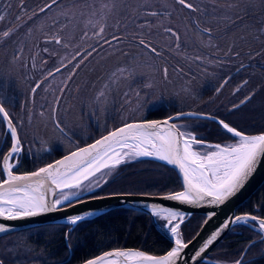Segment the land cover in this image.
<instances>
[{
  "label": "snow or ice",
  "instance_id": "obj_1",
  "mask_svg": "<svg viewBox=\"0 0 264 264\" xmlns=\"http://www.w3.org/2000/svg\"><path fill=\"white\" fill-rule=\"evenodd\" d=\"M79 3L80 0H72L70 5L61 6L60 0H50V3H46L39 11L46 12L53 5H57L61 7L59 14L71 22L74 18V13L72 15L70 13L78 7ZM172 3L173 5H179L180 10H188L190 14L197 13V17H189L192 27L198 30L199 33L207 35L209 47H218V45L213 43V29L207 25L211 20L218 19L216 12L221 9L219 0H206L202 6L192 3L191 0H172ZM84 6L89 9V19L85 27L91 26L96 30L92 33L91 37L87 31H84L81 37L82 40L96 39L97 43L103 41L104 44L111 45L113 41L119 42L122 39L115 34H113L111 40L107 39L105 37L106 25L100 24L99 20L94 21L92 19L93 17H97L98 12L101 14L111 13L116 7L115 4H112L111 7L108 4H103L99 10L87 2H85ZM254 6V0H249L248 5L243 10V14H241L238 3H228L227 10L229 12L234 11L235 14H225L222 19L229 25L235 24L238 20H242L248 14V10ZM261 6H264V0H261ZM163 7L165 11L162 12L152 8L147 3V0H145V3L133 9L130 14L133 20L143 16L156 18L161 21L158 26L163 29L165 35L174 39L175 47L178 50L180 48L181 36L179 31L173 26H165L163 24V19L171 21L172 16L171 12L167 11L168 6L164 5ZM20 8L22 13L27 11L23 3H21ZM35 15H38V13H34ZM81 15H84V13L81 12ZM20 18L18 15L17 19ZM100 18H106V15H101ZM4 19L5 17L0 15V22L4 21ZM29 19H32V17H29ZM65 27L67 25L60 27L51 36L45 33L44 42L55 43L65 49L69 48V43L65 42L64 37L59 34L64 31ZM137 27L141 29V32H137L134 35L137 47L142 52L150 53L154 57H160L162 53L152 40L148 38L153 28L152 22L145 19L144 23L137 25ZM30 31L31 29H29ZM257 31L264 33V21L261 22V27ZM11 35H13V31L10 29L0 31V39H7ZM238 39L243 40L245 37L241 36ZM235 47L236 42L233 41L226 55L233 53L239 56V52H234ZM43 51L48 53L49 49L44 48ZM94 52H96V47L91 46V50L85 49L84 52L77 51L68 60V64H73V75H75V70H79L84 61L92 56ZM49 54L58 55V53ZM260 55H264V53H255V56ZM250 58H254L251 53ZM16 59H19V56L14 54L13 60ZM194 59L202 61L204 58L196 56ZM68 64L62 61L61 66L57 67L55 72L58 73L61 71V68H67ZM241 67H244V65H241ZM155 70L162 73L164 79L168 78V67H158ZM179 71H182V69ZM52 75H54L53 72L48 73V76ZM137 75H142L138 71V66L130 64L118 66L111 73V77L115 79H129ZM71 78V76L68 77L69 80ZM42 83L43 81L36 83L32 88V92L36 93ZM244 83L246 84L247 81ZM146 86L151 88L152 84L149 83ZM107 87L108 85L105 84L104 88L98 90L95 96L97 102L102 98L106 99L104 89ZM65 90H67V84L61 89V94ZM61 98L58 97L56 99V106L53 107L52 113L55 127L63 133L62 122L55 118ZM250 99L251 96L245 97L241 101V104L246 103ZM10 105L11 98L3 90H0V124L6 129L5 135L10 139V143L5 141L4 144V148L7 149L6 152L4 148H0V172L3 174V178L0 179V219L4 220L13 221L31 218L53 211H61L63 210L62 206L64 208L73 207L83 202L81 196L84 191L90 193L93 191L92 185L95 188L102 187L103 184L109 182L108 178L113 176L120 165L141 158H153L163 161L178 168L182 174L183 191L170 193L163 197V199L178 201L197 207L202 204L220 206L239 192L257 171L258 166L264 162V131L257 134H248L232 126L230 122H226L224 119L217 120L216 117L210 114L181 111L175 115L168 116L164 120H140L124 123L122 126L108 131L106 135H101L94 142L84 147H76L74 151H70L62 159L48 163L35 171L17 174L15 169L19 165V157L24 149L18 129V122L9 111L8 106ZM233 107L236 108L239 105H234ZM40 115L43 116L44 113L41 112ZM182 117L215 120L219 127L234 142L208 144L204 139H198L191 131H187L185 125L175 123V121L180 120ZM19 123H22V121ZM45 151H48V149L46 148ZM101 181H103V184ZM89 198L104 199L105 197L90 196ZM149 209L152 216L167 221L165 227H167L173 237L174 246L166 255L154 256L139 250L116 249L105 252L101 256L88 259L84 264H177L182 251L188 247V244L183 240L180 230L181 224L185 219V214L157 204L150 205ZM90 215H92L91 212L83 215H71L67 217V224L75 226L85 221ZM212 215H215V213H212L209 219H211ZM230 224L250 226L264 238V216L245 213L225 221L222 228L213 233L196 252V257L205 252L217 240L223 229L228 228ZM9 231V226L0 223V233H7ZM0 264H4L3 259H0ZM235 264H241V261L238 260Z\"/></svg>",
  "mask_w": 264,
  "mask_h": 264
},
{
  "label": "rangeland",
  "instance_id": "obj_2",
  "mask_svg": "<svg viewBox=\"0 0 264 264\" xmlns=\"http://www.w3.org/2000/svg\"><path fill=\"white\" fill-rule=\"evenodd\" d=\"M85 2L94 5L97 10L103 4H108L110 7L115 4L116 7L111 13L101 14L98 12L97 17L92 19L94 21L99 20L100 24L106 25L105 37L107 39L111 40L113 34H115L122 38L119 42L113 41L109 45L104 44L103 41L97 43L96 39H81L84 31H87L91 37L96 30L91 26L85 27L89 19V9L84 6ZM191 2L202 6L206 0H191ZM21 3L26 6V12H21ZM46 3H50V0H0V15L5 17L4 21L0 22V31L6 29L13 31V35L9 38L0 39V90H3L10 98H13L15 94L30 91L32 84L27 83L28 80L20 65L23 66L22 62L25 56L23 51L29 45H33L40 34L45 36V33H47L51 36L60 27L67 25L64 31L59 34L64 37L65 42L69 43V48H59L58 45L55 46V43H45L50 53L52 50L63 51L56 55V65L61 64L62 61L68 64V60L77 51L91 50V46L96 47V52L84 61L79 70H75V75H73V64H68L69 67L64 72L48 76L43 81L44 87L39 94L42 99L37 100V104L41 102L42 107H39L38 113H35L36 116H34L38 122L44 124L47 119H50L52 105L55 106L54 101L56 102L58 97H62L60 101L63 98L68 101L71 95H73L72 99L74 98L71 105L63 107L59 114L65 127L63 136L54 131L49 132L48 135L45 133L46 139L53 141L54 148H49L48 151L42 149L44 143L33 130L32 123L35 120L31 116L30 109L27 111V116L22 119L18 112L17 115H14L18 122L21 140L24 143L30 142V146H23L24 151L22 153L38 164L45 163L53 156L68 152L91 140L94 137L91 134L95 132V129L94 134H98L126 121L139 120L152 111L160 115L169 113L172 115L181 111L210 114L215 111L231 109L247 95V91L245 92L247 87H242L240 94H234L229 84L221 87L223 84L220 83L217 88L219 91L216 90L218 97L213 96L215 100L210 103L212 108L202 111L201 108H196V104H200L199 99L203 97L202 94L210 89L204 82L199 81L198 78L203 77L199 74V70L201 71L206 66L210 70L208 72L205 67L206 83L214 82V77H217V74L213 68H220L221 65H218L217 62L222 63V60H227L226 57L233 54L228 53L226 55L229 46L240 36H244L245 39H239L241 44L235 47L237 50H234V52L240 53L235 59V65L248 60L250 53L252 55H255L256 52L264 53V33L257 31L261 27V22L264 21V6H261V0H254L255 6L248 10V14L232 25L225 23L222 19L225 14H235L234 11L229 12L227 10V4L238 3L241 14H243L249 0H219L221 9L216 12L218 19L211 20L207 25L213 29V43L218 47H209L207 35L199 33L198 30L192 27L189 17L195 18L198 16L197 13L188 15L186 17L188 20L185 21L180 6L173 5L172 0H147L152 8L162 12L165 11L163 6H168L167 11L172 14L171 21L163 19L162 22L165 26H173L179 31L181 39L178 50L175 47L174 39L165 35L163 29L158 26L161 21L143 16L133 20L130 14L131 11L145 3V0H80L78 7L70 13V15L74 13L71 22L59 14L61 7L57 5H53L49 11L40 12V8L44 7ZM71 3L72 0H60L61 6L70 5ZM81 12L84 15H81ZM34 13H38V15L34 16ZM18 15L21 17L20 19H17ZM101 15H106V18H100ZM29 17H32V19H29ZM145 19L153 24L151 35L148 38L152 40L161 53L166 51L167 54L173 57L182 71L178 72L176 66L169 59H164L163 55L154 57L150 53L142 52L137 47L134 35L141 32L137 25L144 23ZM29 29H31L30 32ZM14 52H20L19 59L13 60ZM196 56H201L204 59L197 61L194 59ZM161 59H163L164 64L160 62ZM254 59L256 61L261 60V63H264V55L255 56L252 60ZM125 64L138 66V71L142 75L129 79L112 78L111 73L118 66ZM192 66L196 68H192ZM158 67H168L167 79H164L162 73L155 70ZM260 72L263 71L259 70L257 72V83H255L256 81L252 82L250 90H254L262 81L263 74ZM218 75L223 77L221 73ZM69 76L72 77L71 80L68 79ZM241 76L244 75L241 74ZM149 83L152 84L151 88L146 86ZM65 84H67V90L61 94V89L64 88ZM105 84L108 85L104 89L106 99L102 98L97 102L95 96L98 90L104 88ZM234 86H237V84H234ZM207 93V96H209V92ZM174 108L175 110H173ZM41 112L44 113L43 116L40 115ZM21 121L22 123H19ZM85 125H89V127ZM136 184L132 188L139 189L140 185ZM6 246V242L0 241V257L4 258Z\"/></svg>",
  "mask_w": 264,
  "mask_h": 264
},
{
  "label": "trees",
  "instance_id": "obj_3",
  "mask_svg": "<svg viewBox=\"0 0 264 264\" xmlns=\"http://www.w3.org/2000/svg\"><path fill=\"white\" fill-rule=\"evenodd\" d=\"M181 11L182 16H185V21L188 20L186 18L188 15H192L188 10ZM237 41L236 46H239L241 42H239V39L235 42ZM162 55L164 59H169L177 70L181 69L176 64L175 59L166 51H162ZM253 56L255 57V55ZM236 57V55L231 54L226 57L227 60H222V63L217 62L221 67L213 68L217 77H214V82L210 84L206 83L205 70L207 67L205 66L206 69L204 67L201 71L199 70V74L203 75V77L198 78L199 81L204 82L210 89L202 94L203 97L199 99L200 104H196L197 107L195 105L196 108H201V111L212 108L210 103H213L215 98L218 97L215 90L221 81L229 75L230 70L235 65ZM246 61L261 62V60L256 61L252 58ZM160 62L164 64L163 59ZM192 68L196 67L192 66ZM260 70L263 71L260 72L263 74V79L258 87L252 90V94L249 95L251 96L250 100L240 104L245 98L242 99L235 104H240L236 108L221 110L220 107L221 111L212 112L210 115L224 119L226 122H230L232 126L248 134L264 131V65ZM207 71L210 72L209 69ZM220 73L223 77L218 75ZM238 76L239 74H235L234 78ZM234 78H231L226 85L232 84ZM207 92H209V96H207ZM170 114L160 115L152 111L145 117H166ZM181 121L186 123V130L194 133L198 139L202 138L206 142L220 144L234 142L217 123L211 120L183 118ZM116 126L111 127L109 130ZM109 130L94 134V138ZM5 132L3 125L0 124V148H4L5 141L10 143V139L6 137ZM4 151L6 152L7 149L4 148ZM19 161V165L15 169L16 172L34 170L49 162L34 163L30 158L25 157L23 153ZM2 178L3 174L0 172V179ZM108 179L107 184H103V181H101L103 186L97 188L88 196L122 192L161 194L181 189L179 179L172 168L145 159L120 165L113 176ZM135 183L140 185L139 189L132 188ZM243 212L264 216V182L250 198L240 205L237 213ZM203 219L204 217L201 214H192L185 219L184 223L181 224L182 230L180 229L181 233L183 231L184 241H188L197 232ZM157 221L159 225L163 223V219L157 218ZM0 241L7 243L4 249V258L0 257V259H3L4 264H66V262L67 264H78L89 257L112 248L132 247L148 253L160 254L171 246V242L154 228L149 215L129 209H113L82 221L72 228L67 224H46L25 228L0 236ZM207 258L224 263H235L240 260L241 264H264V238L260 233L251 229L250 226L236 224L213 248Z\"/></svg>",
  "mask_w": 264,
  "mask_h": 264
},
{
  "label": "water",
  "instance_id": "obj_4",
  "mask_svg": "<svg viewBox=\"0 0 264 264\" xmlns=\"http://www.w3.org/2000/svg\"><path fill=\"white\" fill-rule=\"evenodd\" d=\"M183 112H194V111H183ZM176 113H174L172 115H175ZM197 113H201V112H197ZM211 116H213V115H211ZM167 117H154V118L145 117L143 119L131 120V121H127L125 123H129V122H133V121H140V120H164ZM213 117H216V116H213ZM183 118H194V117H182L181 119H183ZM216 118H217V120L220 119L218 117H216ZM181 119L175 121V123L185 125L186 123L184 121H181ZM207 120H211V121L217 123L215 120H212V119H207ZM123 124L124 123H122L116 127H120ZM116 127H114V128H116ZM114 128H112V129H114ZM107 132L103 133L102 135H106ZM100 137H101V135L94 138L93 140L79 146V147H84L87 144L94 142V140L99 139ZM206 143L216 144V143H210V142H206ZM74 150H75V148L70 150V151H74ZM70 151H68L64 154H61L57 158L49 161L48 163H53L55 160L62 159V157L64 155H67ZM141 159L152 160V161L164 164V165L172 168L175 171V173L179 179L180 185H181V189L174 191V192L183 191V177H182V174L180 173L178 168H176L173 165L167 164L163 161L153 159V158H141ZM141 159H138V160H141ZM48 163H45L39 167H43ZM39 167H37L34 170L17 172V174L29 173V172L37 170ZM263 182H264V162H262L261 165L258 166L257 171L248 180V182L244 185V187L239 192H237L233 197H231L228 201H226L223 205L215 206V205L202 204L199 207H197L195 205L184 204V203H181L178 201L163 199V197H165L166 195H168L170 193H174V192H166V193H161V194L122 192V193H110V194L97 196V197H105L104 199H90L89 198L90 196H88V195L93 193L97 189V188H95L94 185H92L93 191L91 193L88 191H84L82 193V196H81V200L83 202L76 204L73 207L64 208L62 206L63 210H61V211H53L51 213L43 214V215L36 216V217L13 220V221L0 219V223H3L6 226H9V228H10L9 232L0 233V236L6 235V234H9V233L21 230V229L40 226V225L67 224V217H69L71 215H76V214L83 215V214L91 212L92 215L88 216L86 219V220H88V219L94 218L98 215L104 214V213H106L110 210H113V209H129V210L142 212V213L149 215L154 228L171 242L170 248L167 249L166 251H164L163 253L152 254V253L146 252L149 255L162 256V255H166V253L171 250V248L174 246V240H173V237L171 236V233L168 231L167 227H165V225L167 224V221L164 220V224L161 226L157 223V217H154L151 215L149 206L152 204H157V205L168 207V208H171L173 210H178V211L184 213L185 219L189 218L192 214H201L204 217V219H203L200 227L198 228L197 232L188 241H184L185 243L188 244V247L182 251L181 257L177 260V264H200V263L235 264V263L219 262V261L210 260L207 258L209 253L213 250V248H215V246L224 238L226 233L234 226L233 224H230V226L228 228L223 229V231L221 232V234L217 238V240L212 245H210L209 248L207 250H205V252L201 253V255L199 257H196L195 254L203 246V244L207 241V239H209L211 237V235L213 233H215L216 231H218L222 228L225 221L229 220L230 218H234L235 216L245 214V213H237L238 208L240 207V205L243 202H245L248 198H250L252 196V194L261 186V184ZM212 213H215V215H212L211 219H209V216ZM205 221H207V223H205ZM67 225H69V224H67ZM69 226H70V228L74 227L73 225H69ZM116 249H121V250L133 249V250L143 251V250H140L137 248H132V247L112 248V249L102 251V252H100V253L92 256V257H89L88 259H92V258H95L97 256H101L105 252L114 251ZM88 259H85L78 264H84V262Z\"/></svg>",
  "mask_w": 264,
  "mask_h": 264
},
{
  "label": "flooded vegetation",
  "instance_id": "obj_5",
  "mask_svg": "<svg viewBox=\"0 0 264 264\" xmlns=\"http://www.w3.org/2000/svg\"><path fill=\"white\" fill-rule=\"evenodd\" d=\"M44 40H45V36L43 34L38 35V39L36 40V42L31 46L29 45L27 47V49L25 51H23V54L25 56H24V61L22 62L23 66L20 65V67L23 68L22 72H24L26 79L28 80L27 83L29 85L32 84V87L30 88V91L28 93L24 92L22 94H15L16 96L14 95L13 98H11V105L8 106L9 111L13 114V116L17 115V112H18V115L20 114L19 116L21 117V119L23 117L27 116L28 109L31 110V116H33V117L36 116V114L39 111V107L40 108L42 107V103L40 102L37 104V100L39 98L42 99L39 96V94H40V91H42V88L44 87L43 86L44 82L41 84V87L39 89H37L36 93L32 92V88L35 86L36 83H39L41 81H45L44 79H45V77L48 78L49 72H53L54 74H56L57 72H55V69L57 67L61 66V64L56 65V62H55L56 58H57L56 55H52V54H49L50 52L46 53L43 51V49L46 48V44H45ZM55 46H57V44H55ZM58 46H59V48H62L60 45H58ZM61 52H63V51L52 50L51 53L60 54ZM15 55H18L20 57V52L19 53L16 52ZM34 57H35V59H33ZM42 61H46V62H42ZM0 64H1V61H0ZM65 64H67V63H65ZM241 65H244V67H241ZM263 65H264V63L251 62V61H245L241 64H237L232 68V70H230L229 75L221 81V84H223V86L226 85L231 78H234L235 74H239V76L237 78H234V80L232 82L234 84H237V86H234V84H230V87L232 88L234 94H240L241 90L243 89L242 87H247L245 89V92L248 89L249 90L247 91V95L242 98V99H244L245 97L252 94V89L250 90V87H251L250 84L252 82L256 81L257 72L262 68ZM68 67L67 68H61L60 72H64V70L68 69ZM60 72H58L57 74H59ZM240 74H243L244 76H241ZM225 81H227V83H225ZM245 81H247L246 84L244 83ZM217 88H216V90H217ZM237 89H239V90H237ZM216 90H215V93H216ZM72 96L73 95L69 96L68 101H65V98H63L60 101V104L57 107L58 109L56 110V113H55V118L62 122V127L64 128L63 133L55 127V122L53 119L52 110H51L52 115H51L50 119H47V121H45L44 124L35 120L36 117H34L35 121L32 123L33 130H34V132L37 133V135L40 136V138L42 139V141L44 143L42 149L54 148L53 141L46 139L47 136L45 135V133H47V135H48V134H50L49 132L54 131V132H57L58 134H62V136L65 133V127L63 125V121L59 117V114L61 113V110L63 109V107H65V106L69 107L71 105V103L74 100V98L72 99ZM76 102H78V101H76ZM54 103H55V101H54ZM37 105H39V106H37ZM53 107H54V104L52 105V109H53ZM14 118H15V116H14ZM48 118H49V115H48ZM15 120L17 121L16 118H15ZM85 126L89 127V125H85ZM4 130H5V128H4ZM95 132H96V129H95ZM95 132H93L91 134V136H94ZM36 138H37V136H36ZM93 139H94V137L91 140H93ZM91 140H89V141H91ZM89 141H87V142H89ZM22 144L24 147L30 146V142L24 143L22 141ZM81 145H83V144H81ZM81 145H79V146H81ZM79 146H77V147H79ZM62 154H64V153H62ZM60 155L61 154H58L56 156H53L52 158L53 159L57 158ZM25 157H27V156H25ZM20 158H22V154H21V157H19V159ZM27 158H29V157H27ZM243 213H250L253 215H257V214L251 213V212H243ZM163 224H164V220H163V223L161 225H163ZM251 229L254 230V228H252V227H251ZM181 230H182V227H181ZM254 231L257 232L256 230H254ZM182 234H183V231H182Z\"/></svg>",
  "mask_w": 264,
  "mask_h": 264
}]
</instances>
